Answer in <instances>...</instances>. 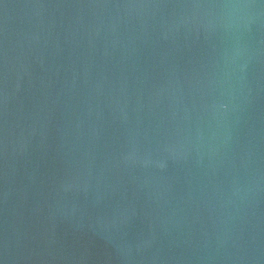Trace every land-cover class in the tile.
<instances>
[{
	"label": "water",
	"instance_id": "1",
	"mask_svg": "<svg viewBox=\"0 0 264 264\" xmlns=\"http://www.w3.org/2000/svg\"><path fill=\"white\" fill-rule=\"evenodd\" d=\"M0 264H264V0H0Z\"/></svg>",
	"mask_w": 264,
	"mask_h": 264
}]
</instances>
